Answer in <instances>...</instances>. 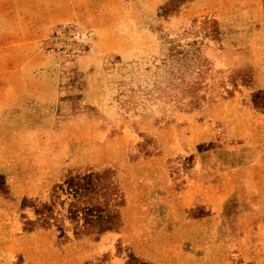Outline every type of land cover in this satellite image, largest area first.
<instances>
[{
  "label": "rangeland",
  "instance_id": "374dc122",
  "mask_svg": "<svg viewBox=\"0 0 264 264\" xmlns=\"http://www.w3.org/2000/svg\"><path fill=\"white\" fill-rule=\"evenodd\" d=\"M0 264H264V0H0Z\"/></svg>",
  "mask_w": 264,
  "mask_h": 264
}]
</instances>
